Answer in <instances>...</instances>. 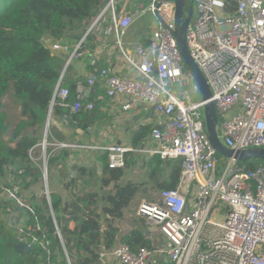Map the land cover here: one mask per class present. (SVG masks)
I'll use <instances>...</instances> for the list:
<instances>
[{
  "label": "built area",
  "instance_id": "obj_1",
  "mask_svg": "<svg viewBox=\"0 0 264 264\" xmlns=\"http://www.w3.org/2000/svg\"><path fill=\"white\" fill-rule=\"evenodd\" d=\"M191 1L185 44L209 87L208 101L202 100L178 49L174 0H147L146 4L141 0L132 14L119 11L120 0H106L73 47L44 40L51 54L65 56L67 69L82 57L86 37L102 34L112 38L127 70L120 75L99 67L98 53L89 52L92 70L75 87L72 112L82 107L91 111L110 98L120 103L124 113L144 107L152 109L155 118L146 141L135 147L48 143L47 136L43 138L28 154L35 163L33 153L40 149L37 163L48 203V160L56 152H100L106 154L109 169L122 170L131 155L181 160L177 187L161 190L154 201H142L136 210L149 229L160 233L163 246L132 251L119 243L110 249L118 264H161L165 258L170 264H264V166L249 170L225 158L219 167L223 158L209 141L204 118V105L213 102L222 131L217 136L224 147L233 152L264 149V0ZM228 4L233 5L232 11L226 10ZM142 14L152 16L154 24L145 43L129 47L126 33ZM64 72L49 110L57 101L66 105L69 90L60 87ZM190 94L199 99L191 101ZM0 194L26 207L19 183L11 187L0 183Z\"/></svg>",
  "mask_w": 264,
  "mask_h": 264
},
{
  "label": "trees",
  "instance_id": "obj_2",
  "mask_svg": "<svg viewBox=\"0 0 264 264\" xmlns=\"http://www.w3.org/2000/svg\"><path fill=\"white\" fill-rule=\"evenodd\" d=\"M105 2L0 0V183L4 186L35 185L41 179L40 164L31 161L28 151L41 140L65 65V56L51 54L45 38L73 47ZM232 6L228 4L226 10L232 11ZM191 9L192 1L185 0L184 13ZM95 40L96 36H87L80 51L92 50ZM87 66L90 72L88 62ZM70 67L60 84L69 90L66 105L60 106L57 101L49 119L48 134L57 141L67 140L57 123L70 119L71 135L76 137V129L85 132L106 118L99 103L91 111L84 107L71 111L75 87L84 80L69 79ZM10 89L12 94L8 95L20 108L21 117L12 128L2 102ZM154 124L153 110L144 111L136 119L131 146L142 145ZM67 156V151L54 153L48 160V173ZM239 164L249 170L264 166V162L252 159ZM180 169V159L161 160L155 155L147 161L140 184L121 183L123 170L109 169L106 154H102L92 165L78 167L76 182L62 178V191L50 192L49 203L44 194H31L24 198L26 207H20L0 194V264H100L101 252L110 250L119 236L116 221L131 209L133 199L145 197L146 202H152L159 191L175 189ZM133 218L134 227L119 241L132 251L152 250L145 235L148 226L142 218ZM21 241L29 246L28 253L18 251Z\"/></svg>",
  "mask_w": 264,
  "mask_h": 264
},
{
  "label": "crops",
  "instance_id": "obj_3",
  "mask_svg": "<svg viewBox=\"0 0 264 264\" xmlns=\"http://www.w3.org/2000/svg\"><path fill=\"white\" fill-rule=\"evenodd\" d=\"M146 1L147 0H145L144 2L145 4L147 3ZM140 3L141 0H120L118 9L122 13H136V11L138 10L137 6ZM153 24L154 19L149 14H142L141 16H139L126 33L125 42L127 43V45L129 47H133L136 44L145 43V38L147 34H149V30ZM45 40L47 41V43H49L52 39L45 38ZM95 41L96 46L92 50L83 52L82 57L79 60L72 62V64L70 65L71 69L67 75L69 79L75 80L76 82L86 79L87 75L89 74V68L87 66V62H89V52L90 54H94V52L98 53V65L100 64V67L116 70V72L120 75H124L126 73L127 70L122 65L120 55L114 47L112 38L105 37L104 35L100 34ZM45 46H47V44H45ZM98 105H101L103 112H105L106 114V118L103 119V121H99L92 128L87 129L85 132L82 131L81 134L76 132L78 135L76 137L71 135V128L66 126L65 121L57 123L58 129L65 136H67V133H70L69 135H71L70 138H68L69 136H67L66 141H72L76 144H97L101 146H112L114 144L121 146H131L132 134L136 129V119L139 118L143 114V112L148 109L140 107L136 110H131L127 113H124L121 110L120 103L117 100L110 98H107L104 102L99 103ZM16 110L18 112V117L15 118V120L17 121L18 119H21L20 108L16 106ZM11 126L13 127V125ZM102 154L103 153L100 152H89L79 155L77 152H68V156L63 160L59 159L57 162L58 165L54 166L51 171L53 173H56L54 171V168L55 170L57 169L58 172L59 170H61V168L63 170V174L59 173L57 181L59 186L51 190V192L60 193L62 191V178L64 177L73 179L74 182H76L78 167L92 165L95 162L96 158ZM148 160L149 158L146 159L131 155L130 159L127 161L126 168L123 169V175L120 179V182H132L134 184H140L143 181V176L146 170V163ZM40 181H42V177ZM42 184L44 186V191L37 193L39 195H45V185L43 181ZM159 192L156 193V198L158 197ZM32 194L36 193L32 192ZM156 198H153V201ZM141 199H139L141 200L140 202L146 201L145 197ZM136 210L131 208L124 213L121 220L116 221L117 225L119 226V236L117 237L115 245L121 243L119 241L120 237L128 233L134 227L133 217L134 215L136 216ZM145 235L150 239L153 249L163 246V238L156 229L148 228ZM155 259L159 261L158 258ZM160 263L170 264V261L165 258L161 259ZM100 264H118V262L111 255L110 250H106L102 251L100 254Z\"/></svg>",
  "mask_w": 264,
  "mask_h": 264
},
{
  "label": "water",
  "instance_id": "obj_4",
  "mask_svg": "<svg viewBox=\"0 0 264 264\" xmlns=\"http://www.w3.org/2000/svg\"><path fill=\"white\" fill-rule=\"evenodd\" d=\"M175 4V14H174V37L176 39V43L178 46V49L181 53L182 60L185 64V66L191 71L193 74L195 81L199 87L200 94L202 96L203 101H208L211 97V93L209 90V87L200 72L199 68L197 65L194 63V61L191 59L188 49L185 44V32L186 28L192 18V9L190 12L187 14L184 13V5H185V0H174ZM66 69H63V72ZM50 112L48 114L47 122L45 125V128L43 130V138H46L47 136V129L49 126V119H50ZM204 118H205V127H206V132L209 138V141L213 148L216 150V152L224 157V158H233L234 160L238 162H244L247 160H258L264 162V149H251V150H245V151H240V152H233L230 149H227L222 145L220 140L218 139L217 136V115H216V110L214 107L213 102H207L204 105ZM65 124L67 127L72 128L73 123L70 119L65 120ZM76 132L81 134L82 131L79 129H76ZM17 249L20 253H28L29 252V246L25 243H20L17 246Z\"/></svg>",
  "mask_w": 264,
  "mask_h": 264
},
{
  "label": "rangeland",
  "instance_id": "obj_5",
  "mask_svg": "<svg viewBox=\"0 0 264 264\" xmlns=\"http://www.w3.org/2000/svg\"><path fill=\"white\" fill-rule=\"evenodd\" d=\"M152 23H153V20H152ZM149 32H150V30H149ZM186 90H188V89H186ZM8 94H12V89H10L9 92L5 95V97H3V100H2V102H3V110L5 111V113L8 116V122H9V124H11V125L14 126L15 123H17L18 120H19V119L17 121L15 120V118L18 117V112L16 110V106L14 105V103L12 101L11 96L8 95ZM190 99H191V101L195 102V101H197L199 99V95H197V94H194V95L190 94ZM11 128H12V126H11ZM60 129H61V127H60ZM217 129H218L219 135L222 136V131H221L220 124L218 125ZM62 130H63V127H62ZM69 134L67 133V136H69L68 138H70V136H71ZM42 140H43V134H42V137H41V140L39 141V143H41ZM52 140H55V139L52 138L49 135L47 137L48 143H51ZM39 154H40V149L38 148L33 153V157H34L35 163H37L38 160H39V157H40ZM222 158H223L222 159V162H226L225 158L224 157H222ZM238 165L242 166L241 164H239V162H238ZM220 166H222V165H220ZM54 171L56 173H53L51 171H49V173H48V188H49V191L50 192H51V190H53L57 186H59L58 185V182H57L58 181V177H59V173L63 174L62 168H61V170H59V172H58L57 169L55 170V168H54ZM21 189H22V195L26 198L27 196H29L30 194H32V192H35L37 194L39 192L44 191V186L42 184V181L39 180L38 183H36L35 185H31V183H30V185H28V184L27 185L26 184L25 185L24 184H21ZM153 198H156V195ZM141 200H139L138 197H135L133 199L132 203H131V208H133V209L136 210L137 207H138V204H139V202Z\"/></svg>",
  "mask_w": 264,
  "mask_h": 264
}]
</instances>
